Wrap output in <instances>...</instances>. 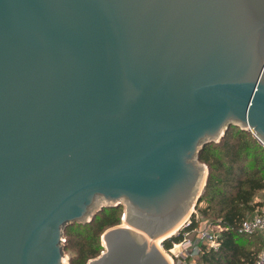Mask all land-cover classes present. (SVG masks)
Returning a JSON list of instances; mask_svg holds the SVG:
<instances>
[{
  "label": "water",
  "instance_id": "1",
  "mask_svg": "<svg viewBox=\"0 0 264 264\" xmlns=\"http://www.w3.org/2000/svg\"><path fill=\"white\" fill-rule=\"evenodd\" d=\"M230 126L264 145V0H0V264L122 205L88 264H170Z\"/></svg>",
  "mask_w": 264,
  "mask_h": 264
},
{
  "label": "trees",
  "instance_id": "2",
  "mask_svg": "<svg viewBox=\"0 0 264 264\" xmlns=\"http://www.w3.org/2000/svg\"><path fill=\"white\" fill-rule=\"evenodd\" d=\"M199 161L208 167V177L197 211L220 224L223 230L219 234V247H202L197 264H256L264 243L263 235L242 234L238 228L244 220L264 212V201L257 199L264 191V145L252 132L230 126L219 142L204 146ZM120 208H103L90 222L65 228L64 250L74 253L69 264H87L100 255L101 235L120 224ZM195 226L193 215L189 227L163 241L164 248L169 250L180 243L184 232Z\"/></svg>",
  "mask_w": 264,
  "mask_h": 264
},
{
  "label": "rangeland",
  "instance_id": "3",
  "mask_svg": "<svg viewBox=\"0 0 264 264\" xmlns=\"http://www.w3.org/2000/svg\"><path fill=\"white\" fill-rule=\"evenodd\" d=\"M203 190H204V188H203ZM203 190H202L201 193H203ZM257 199L264 201V191L257 197ZM100 204H99V206H100ZM196 205H197V203H194V205H192V207L190 209L189 217H188L187 221H185L180 226L181 228H179V230H177L173 235L167 237L166 239H169L170 237H172L174 235H177L179 233V231L182 230L185 227V225L188 223V221H191V223H192L193 215H195V219H196V222H197V228L198 229H200V228L203 229L204 227L209 226V227H211V230H213V232L220 231V229L218 227V224H216L214 221L209 220L208 218L202 216L197 211ZM121 207L122 208H120L118 212H119V214L121 216H123V214L125 212V206L122 205ZM97 208H95L94 210H96ZM263 211H264V209H263ZM249 219H251V218H249ZM123 224H124V222L122 221V218H121V222H120L119 225H123ZM113 227H115V226H113ZM110 228H108V229H110ZM108 229H106L105 231H107ZM104 232L102 233L101 237L103 236ZM188 238L197 247V249L194 248L193 246H190V245L183 246V245H180L179 243H175L170 248L171 250L170 249L167 250L166 248H164V246L162 244L163 241H165L166 239L162 241V243H161L162 245L160 246V250L162 251V253H163V255L165 257L168 256L169 258H171L172 264H197L198 263V259H199V255H200V252H198V249H200V251H201V248L204 247L205 245H207L206 240L205 241L202 240L200 243L197 244V233H190ZM64 244H66V236L65 235H64ZM101 245H103L102 238H101ZM103 250H104V248H103ZM103 250L101 252H103ZM64 254H65V262H64V264H69L70 259H71V257L73 256L74 253L72 251H69V250H66V251L64 250ZM87 264H88V262H87Z\"/></svg>",
  "mask_w": 264,
  "mask_h": 264
},
{
  "label": "built area",
  "instance_id": "4",
  "mask_svg": "<svg viewBox=\"0 0 264 264\" xmlns=\"http://www.w3.org/2000/svg\"><path fill=\"white\" fill-rule=\"evenodd\" d=\"M190 225L191 221H188L185 227H189ZM218 227L220 231L213 232V230H211V227L209 226L204 227L203 229H198L197 226H195L193 229L184 232L183 240L179 244L183 246L190 245L197 249V247L188 238L190 233H197V244L200 243L202 240H206L207 245H205V247H207L208 249H216L220 245L219 234L223 230V227L220 224H218ZM238 231L239 233L249 235L257 232L261 233L263 235L264 241V212L262 214L254 216L251 219L244 220L239 226ZM198 252H200V249H198ZM256 264H264V243L258 255Z\"/></svg>",
  "mask_w": 264,
  "mask_h": 264
},
{
  "label": "bare ground",
  "instance_id": "5",
  "mask_svg": "<svg viewBox=\"0 0 264 264\" xmlns=\"http://www.w3.org/2000/svg\"><path fill=\"white\" fill-rule=\"evenodd\" d=\"M189 214H190V212L187 214V216L184 218V220L182 221V223L178 226V228H175L172 232H170L169 234H166L165 236H162V237H160L159 239H157L156 241H155V244H156V246L160 249V246H161V243H162V241L164 240V239H166L167 237H169V236H171V235H173L179 228H180V226L185 222V221H187V219H188V217H189ZM123 225H125V224H123ZM162 252V251H161ZM166 258H167V260L169 261V263L170 264H172V260H171V258H169L168 256H166Z\"/></svg>",
  "mask_w": 264,
  "mask_h": 264
}]
</instances>
